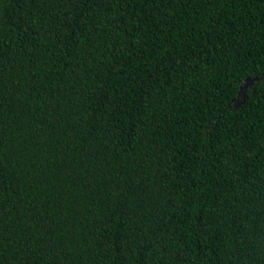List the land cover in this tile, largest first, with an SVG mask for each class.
<instances>
[{"label": "trees", "instance_id": "obj_1", "mask_svg": "<svg viewBox=\"0 0 264 264\" xmlns=\"http://www.w3.org/2000/svg\"><path fill=\"white\" fill-rule=\"evenodd\" d=\"M0 264H264V0H0Z\"/></svg>", "mask_w": 264, "mask_h": 264}, {"label": "water", "instance_id": "obj_2", "mask_svg": "<svg viewBox=\"0 0 264 264\" xmlns=\"http://www.w3.org/2000/svg\"><path fill=\"white\" fill-rule=\"evenodd\" d=\"M260 80V77H245L242 82L239 84V89L235 98L232 99L233 105L235 107H239L242 103H244L245 99L248 97L247 90L249 87H252L255 83ZM230 106V104H228Z\"/></svg>", "mask_w": 264, "mask_h": 264}, {"label": "flooded vegetation", "instance_id": "obj_3", "mask_svg": "<svg viewBox=\"0 0 264 264\" xmlns=\"http://www.w3.org/2000/svg\"><path fill=\"white\" fill-rule=\"evenodd\" d=\"M241 82H242V81H241ZM249 88H251V87H249ZM249 88H248V89H249Z\"/></svg>", "mask_w": 264, "mask_h": 264}]
</instances>
